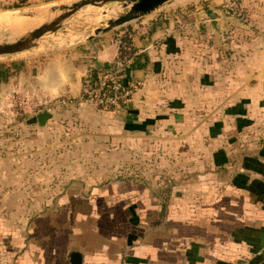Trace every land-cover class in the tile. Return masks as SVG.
<instances>
[{"label": "crops", "instance_id": "0c3cea01", "mask_svg": "<svg viewBox=\"0 0 264 264\" xmlns=\"http://www.w3.org/2000/svg\"><path fill=\"white\" fill-rule=\"evenodd\" d=\"M208 9L217 29L201 7L179 13L175 31L169 22L132 24L129 71L139 88L126 126L140 133L155 119L161 123L151 134L176 131L178 179L188 182L159 194L124 179L82 184L76 198L69 190L72 201L41 221L38 247L19 254L18 264H70L72 253L81 264H264V0H210ZM120 35L49 54L38 47L0 64V112L9 106L6 93L26 95L40 107L16 126L48 139L62 108L87 106L78 103L83 75L117 62ZM82 109L89 120L114 116ZM40 113L51 116L43 127L26 125ZM10 119L0 114V130Z\"/></svg>", "mask_w": 264, "mask_h": 264}, {"label": "rangeland", "instance_id": "374dc122", "mask_svg": "<svg viewBox=\"0 0 264 264\" xmlns=\"http://www.w3.org/2000/svg\"><path fill=\"white\" fill-rule=\"evenodd\" d=\"M62 1L65 0H0V17L23 12L38 13ZM209 1L183 0L175 3V6H166L141 22L144 25L157 22L159 27L162 22H169L175 31L178 26L176 16L179 13H195L200 7L203 8V13H208ZM16 6L19 8H13ZM107 7L109 8L81 9L64 22L61 30L39 40L42 50L39 52L49 54L74 46L92 35L96 29L106 27L105 21L122 16L128 11V8L123 9L116 3ZM104 13L108 16L105 17ZM166 18L169 21H165ZM132 24L113 32L119 33L128 27L132 29ZM13 31L5 29L0 30V33H7L12 37L17 34ZM157 38L160 43L161 38ZM25 56L28 54L1 57L0 64ZM154 70L161 73L160 69ZM154 98L155 106L160 107L161 111V97ZM130 103L116 112L96 110L114 114L104 116L101 120L84 117L86 113L82 108H93L88 104L73 109L74 111L72 108H62L59 115L63 113L55 122L54 132L45 140L38 138L28 128L17 127L18 122L23 123L22 120L13 118L7 121L6 128L0 130V264H18L16 260L19 254L34 253L38 245L33 240L45 229L41 221L58 215L57 211H62L65 203L72 201V198L65 197L69 190L75 198L80 196L82 184L87 190L107 185L110 180L124 179L145 184L159 194L167 185L178 190L179 185L188 182L178 179L184 170L178 163L176 131L151 134V127L159 125L164 116L159 113L160 121L145 120L141 123L140 133L131 132L124 117ZM157 107L152 106L154 109H158ZM59 222L61 223L60 220ZM49 229L50 232L56 230L53 226Z\"/></svg>", "mask_w": 264, "mask_h": 264}, {"label": "water", "instance_id": "95a60500", "mask_svg": "<svg viewBox=\"0 0 264 264\" xmlns=\"http://www.w3.org/2000/svg\"><path fill=\"white\" fill-rule=\"evenodd\" d=\"M180 1L183 0H78L68 6L51 8L49 14L56 13L51 20L40 24L37 28L22 36L10 39L7 34L0 33V58L31 53L36 48L40 47L38 42L41 38L61 30L67 19L85 7L105 8L110 4L116 3L123 9L128 8V11L124 15L105 21L106 27L98 28L92 35L87 36L85 41H89L100 35L112 32L115 29L138 22L139 20L159 12L166 6H175V3ZM39 15L40 14L36 12H28L20 14L18 18L33 19L37 18ZM207 17L211 21V26L217 29V24L215 22L216 15L212 12H208ZM50 118L51 116L49 114L40 113L28 119L26 125L43 127ZM69 258L70 264H81V257L79 254L72 253Z\"/></svg>", "mask_w": 264, "mask_h": 264}, {"label": "built area", "instance_id": "2783aa9c", "mask_svg": "<svg viewBox=\"0 0 264 264\" xmlns=\"http://www.w3.org/2000/svg\"><path fill=\"white\" fill-rule=\"evenodd\" d=\"M131 60L117 61L107 69H88L83 75L78 103H87L96 110L116 112L126 107L139 88L131 78ZM18 92L6 93L9 106L2 115L10 112L17 121H25L29 112L39 109V105L25 99Z\"/></svg>", "mask_w": 264, "mask_h": 264}, {"label": "bare ground", "instance_id": "6f19581e", "mask_svg": "<svg viewBox=\"0 0 264 264\" xmlns=\"http://www.w3.org/2000/svg\"><path fill=\"white\" fill-rule=\"evenodd\" d=\"M76 1H78V0H65V1H62V2H60L58 4H54L52 6H49L48 8L42 9V10H40V12L37 11L38 14H40V15L37 18H33V19H30V18H18V16L20 14H17V15L16 14L3 15V16L0 17V30H5V29L14 30L13 32L17 33V34L13 35L12 37L10 35H8L7 33H5V34H7L9 36L10 39L18 37V36H22L23 34H26V33L30 32L31 30H34L40 24L51 20L56 14V13L55 14H49V10L51 8H59L61 6H68L69 4H71L73 2H76ZM179 4H181V3H179ZM105 8L108 9L109 7H105ZM23 13H28V12H23ZM104 15H105V17L108 16L105 13H104ZM109 16H111V15H109ZM21 31H24V32H21ZM18 32H20V33H18Z\"/></svg>", "mask_w": 264, "mask_h": 264}, {"label": "trees", "instance_id": "16d2710c", "mask_svg": "<svg viewBox=\"0 0 264 264\" xmlns=\"http://www.w3.org/2000/svg\"><path fill=\"white\" fill-rule=\"evenodd\" d=\"M13 8H19L18 6ZM133 29V28H132ZM130 27L122 30L119 37V56L116 61H126L129 60L134 54V48L131 42V35L134 33ZM105 69V68H103ZM107 69V68H106Z\"/></svg>", "mask_w": 264, "mask_h": 264}]
</instances>
